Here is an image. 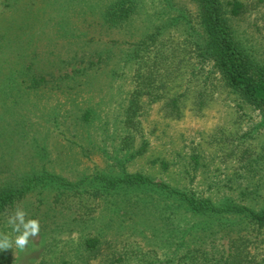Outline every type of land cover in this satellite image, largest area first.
<instances>
[{"label": "rangeland", "instance_id": "obj_1", "mask_svg": "<svg viewBox=\"0 0 264 264\" xmlns=\"http://www.w3.org/2000/svg\"><path fill=\"white\" fill-rule=\"evenodd\" d=\"M119 1L0 0V189L26 188L0 211V231L11 233L17 205L41 223L28 248L0 251V264L171 258L191 225L218 220L180 210L182 192L264 209V115L188 43L205 47L195 0H127L129 15L107 18ZM239 1L230 23L264 64V0ZM35 173L71 184L29 181ZM132 173L153 181L123 182ZM223 214L218 233L185 237L225 253L239 238L262 258L264 226ZM94 236L101 243L89 252Z\"/></svg>", "mask_w": 264, "mask_h": 264}, {"label": "trees", "instance_id": "obj_2", "mask_svg": "<svg viewBox=\"0 0 264 264\" xmlns=\"http://www.w3.org/2000/svg\"><path fill=\"white\" fill-rule=\"evenodd\" d=\"M125 1L127 0H120L111 6L107 12V18L115 19L122 13L129 15V10L132 7H127ZM195 2L197 4L199 29L204 37L205 47L201 46L200 42L194 41L192 37L189 38L188 43L197 46L200 56H204L208 61L213 62V70L226 87L238 93L246 103L260 109L264 115V64L256 60L254 55L246 50L238 40L230 23L232 16L240 15L244 7L243 3L239 0H195ZM117 6H121L122 10H116ZM151 74L154 73L151 72ZM152 77L157 79L156 75ZM177 102L178 100L175 99L174 105L176 107H178ZM47 174L44 176V173H35L29 181L50 177L53 181L65 186L71 184V182L57 174ZM99 178L106 179L101 177V175ZM122 180L131 186L149 184L153 181L151 177L144 173L125 174ZM24 181L26 182V179ZM114 182L109 181L112 185ZM14 187L0 189L2 191L0 192V211H5L13 206L15 201L26 190V188L21 189L20 186ZM178 195L182 197L180 199L181 202L178 203L180 210L184 209L193 214L214 217L218 218V220L206 222L202 226L198 224L191 225L181 239L173 240L177 245V249L173 251L171 258L156 262L155 258H148L142 253H140V257L138 253H129V255L117 258L118 262L115 261V264H164L165 262L170 264H264V256L257 258L249 251L246 252L247 250L243 249L239 238L230 239L229 252L225 253L226 251H221L217 247L214 248L211 242L207 243V241L201 239L200 243L193 241L191 244L188 241L189 239L185 237L187 233L189 234L199 229L210 230L211 235L214 234L213 232L218 233L217 230L222 227L221 219L226 216L223 212L230 213L236 217H245L248 221L258 225V227L264 226V209L260 212H255L246 206L237 204L222 207L207 198L188 196L183 192ZM100 243L101 239L97 236L90 237L85 241V249L91 252L100 246ZM140 248L141 246L139 245L134 251L139 252ZM170 249L173 248L170 247ZM127 251L124 249L123 253H128L129 251Z\"/></svg>", "mask_w": 264, "mask_h": 264}, {"label": "clouds", "instance_id": "obj_3", "mask_svg": "<svg viewBox=\"0 0 264 264\" xmlns=\"http://www.w3.org/2000/svg\"><path fill=\"white\" fill-rule=\"evenodd\" d=\"M6 227L11 233L0 231V251L28 248L30 240L41 232V223L38 218H32L23 206L17 205L6 217ZM14 234V235H13Z\"/></svg>", "mask_w": 264, "mask_h": 264}]
</instances>
